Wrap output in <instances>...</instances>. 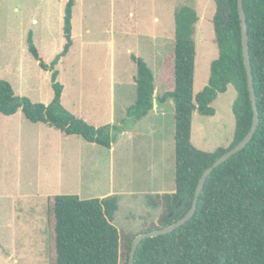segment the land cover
Segmentation results:
<instances>
[{
	"label": "rangeland",
	"instance_id": "rangeland-1",
	"mask_svg": "<svg viewBox=\"0 0 264 264\" xmlns=\"http://www.w3.org/2000/svg\"><path fill=\"white\" fill-rule=\"evenodd\" d=\"M67 1L0 0V79L11 82L17 95L45 104L53 101L52 72L28 51L27 39L33 32L41 57L50 64L64 48ZM185 4L199 14L194 84L198 93L208 84L211 63L219 54L213 22L216 0H75L74 44L56 66L64 86L61 103L96 127L126 121L129 132L117 136L114 152L98 145L84 148V161L98 159L99 177L91 179L85 170L84 178H77V168L69 166L61 182L58 149L52 138L44 129L40 133V125L21 110L12 115L0 112V264H50V194L87 199L100 198L110 188L125 193L120 209L118 202L115 222L121 231L119 264L128 262L126 241L141 219L148 225L143 230L164 226V207L154 203L176 188L175 103L167 97L138 121L127 118L129 107L137 100L134 77L138 64L132 55L144 58L153 70L159 97L175 90V14ZM236 98L231 83L211 103L214 115L194 112L195 146L214 151L230 145L236 129ZM68 150L77 149L69 146ZM71 161L76 164L77 158ZM148 190L155 193L141 195ZM132 193L138 194L137 200H130ZM132 211L142 213L143 218L133 217L130 222L134 225H125L124 213Z\"/></svg>",
	"mask_w": 264,
	"mask_h": 264
},
{
	"label": "trees",
	"instance_id": "trees-1",
	"mask_svg": "<svg viewBox=\"0 0 264 264\" xmlns=\"http://www.w3.org/2000/svg\"><path fill=\"white\" fill-rule=\"evenodd\" d=\"M216 3L213 22L219 54L211 63L208 84L198 93L194 92V84L199 14L188 4L179 7L175 14V90L158 97L161 102L172 97L175 103L176 188L154 203L164 207L163 225L173 223L190 210L204 170L240 142L253 123L238 0H216ZM74 5L75 0L66 3L64 48L50 64L41 57L33 32L27 39L28 51L45 70L52 72L53 101L45 104L17 95L11 82L0 79V112L12 115L21 110L33 123H43L65 135L81 136L88 142L111 148L117 136L127 129L126 121L120 125L96 127L61 103L64 86L58 80L56 66L74 44ZM244 8L260 114L258 128L242 150L211 172L190 220L169 233L141 241L136 264H264V0H244ZM132 58L138 64L134 77L137 100L129 107L127 118L135 122L154 107L155 78L144 58L135 54ZM231 83L237 90L233 105L236 129L232 142L214 151L200 149L192 142L193 114L214 115L211 103ZM118 202V195L89 199L75 194L49 195L50 264H119L121 231L114 222ZM149 203L152 205L151 197ZM137 234L126 241L128 261Z\"/></svg>",
	"mask_w": 264,
	"mask_h": 264
},
{
	"label": "water",
	"instance_id": "water-1",
	"mask_svg": "<svg viewBox=\"0 0 264 264\" xmlns=\"http://www.w3.org/2000/svg\"><path fill=\"white\" fill-rule=\"evenodd\" d=\"M238 8H239V14H240V20H241V30H242V45H243V54H244V62L247 70V76H248V85H249V91H250V97L252 101V106H253V123L252 126L247 133V135L240 141L238 142L234 147L228 149L225 151L220 157H218L212 165H210L208 168H206L199 180L195 196L193 199L192 206L190 210L181 218L177 219L171 224L164 225L162 227H158L156 229H152L150 231L146 232H140L138 233L131 246V251L129 255V261L128 264H136V252L137 249L141 243V241L144 238L147 237H154L162 234L169 233L176 229L177 227L183 225L186 223L188 220H190L194 214L196 213V210L198 208V203L200 199V195L204 189L205 183L211 174V172L227 161L232 155L236 154L240 150H242L253 138L258 125L260 123V114H259V109H258V103H257V93H256V88L254 84V76H253V69H252V61H251V55H250V46H249V34H248V22H247V16L244 8V0H238ZM181 203V202H180ZM172 215V213H171Z\"/></svg>",
	"mask_w": 264,
	"mask_h": 264
},
{
	"label": "crops",
	"instance_id": "crops-1",
	"mask_svg": "<svg viewBox=\"0 0 264 264\" xmlns=\"http://www.w3.org/2000/svg\"><path fill=\"white\" fill-rule=\"evenodd\" d=\"M159 96L160 95H158L157 91L155 90L154 108H156V109L160 106V103L158 102ZM80 116L81 115H79V117ZM38 124L41 127L40 133H42V129H44V132L52 138L51 143H54L57 146L59 169H60L59 177L61 179V182H63L64 171H65V169H68L69 166H71L73 168H77V172H78V174H76L77 178L83 179L85 170H87L89 172L86 174L89 177H91V179H94L96 176L99 177V172H100L101 168L99 169L98 159H95L94 157L89 158L87 161H84L82 159V157H83L82 151L84 150V148H94V146L98 145V144H96L94 142H88V141H86V143H85L84 141H82L81 139L78 138L79 136H75V135L68 136V135H65L63 132H61L60 130H57L53 127H50L46 124H43V123H38ZM50 132L52 133V135L50 134ZM128 132H129V130H125L121 134L125 135ZM69 146L76 147L77 150L69 151L68 150ZM98 146H100V145H98ZM107 149L114 152L115 151L114 144L111 148H107ZM75 157L77 158V163L73 164L74 162H72L71 159L75 158ZM109 159H112V156ZM87 182H90V181L87 180ZM52 191H54V190H52ZM173 191L169 190L168 192H173ZM154 193H155V191L148 190V191L142 192L141 195H145L147 197L148 195H153ZM124 194L125 193L123 191H117V190L110 188L109 190H107L106 192L101 194L102 196L100 198H104V197L112 196V195H119V209H120L121 199H122V196ZM50 195H57V194H50ZM137 195H138L137 193H132L130 195L131 196L130 200L131 201L137 200ZM48 196H47V198H48ZM93 198H96V197H93ZM87 199H89V198H87ZM119 209L115 213L114 222H116V223H117V219H118ZM133 212L134 211L124 213L123 217H124L125 225L133 226L134 224L130 221H133L134 218H136L137 216L139 218H141V217L143 218L142 213L137 214V213H133ZM153 222L157 223V220H154ZM140 223H141L140 225H136V226L134 225V229H135L134 233L135 234L140 233L141 231H143L145 226H148V225H146V222L144 219H141Z\"/></svg>",
	"mask_w": 264,
	"mask_h": 264
}]
</instances>
